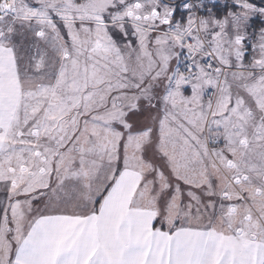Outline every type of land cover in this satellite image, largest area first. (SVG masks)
<instances>
[{
	"label": "snow or ice",
	"instance_id": "obj_1",
	"mask_svg": "<svg viewBox=\"0 0 264 264\" xmlns=\"http://www.w3.org/2000/svg\"><path fill=\"white\" fill-rule=\"evenodd\" d=\"M0 264H264V0H0Z\"/></svg>",
	"mask_w": 264,
	"mask_h": 264
}]
</instances>
